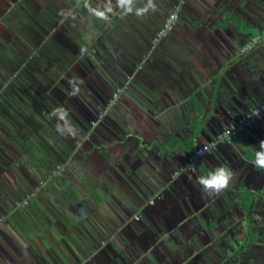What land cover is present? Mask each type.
I'll return each mask as SVG.
<instances>
[{"label":"crops","instance_id":"1","mask_svg":"<svg viewBox=\"0 0 264 264\" xmlns=\"http://www.w3.org/2000/svg\"><path fill=\"white\" fill-rule=\"evenodd\" d=\"M154 2L156 11L141 17L135 9L147 0H134L127 15L111 0L107 20L89 7L85 16L75 10L82 18L76 19L79 30L86 29L89 11V72L97 77L89 75V82L122 91L112 106L106 97L91 116L88 110L68 114L76 136L61 135L53 117L54 141H44L54 143L47 148L51 165L45 168L60 163L67 172L25 207L10 205L12 193L2 191L0 264H81L97 246L94 233L114 230L117 264H264V170L251 162L264 140V115L231 141L217 143L194 171L181 170L195 147L264 102V35L251 50H241L264 29V0ZM108 5L109 0H89L93 9ZM175 9L173 30L154 43L153 35ZM68 31L82 48V35ZM16 76L13 88L20 87L22 76ZM17 112L15 118L31 128L48 122L39 125L33 115ZM219 166L232 169L233 181L218 195H204L196 178ZM99 168L100 182L94 174ZM72 180L82 189L81 199L71 195ZM32 189L25 184L17 194L24 198ZM99 198L110 213L98 209ZM146 199L144 222L139 212ZM128 208L136 219L122 218ZM90 214L99 223L90 224Z\"/></svg>","mask_w":264,"mask_h":264},{"label":"rangeland","instance_id":"2","mask_svg":"<svg viewBox=\"0 0 264 264\" xmlns=\"http://www.w3.org/2000/svg\"><path fill=\"white\" fill-rule=\"evenodd\" d=\"M84 2H86V0L75 1L76 5L78 4L77 6L78 8L81 7L80 3L84 5L85 4ZM87 4L89 5V3ZM97 7L98 9H100V6ZM86 18L88 20V25L86 29L79 30V28H75V27L78 22V21L76 22V19L82 20L80 14L78 12H75V9L72 11L65 10V12H62L59 4L56 3L54 0L53 1L0 0V75L1 74H2L1 76L4 75V72L1 70L3 68V63L4 62L11 63V61H15L17 57L20 58V63L17 64L22 66L23 64L31 65L32 68H34V66L36 67L43 66L46 72L45 74L56 75V80H58L59 78L61 80H64L65 77H67V79L71 78L72 76L69 77L70 73H72L71 69L73 70L75 69L77 62L78 64H80L86 61L89 68L90 62H89L88 51H81L80 49L79 50L76 49L74 53H72L68 51L67 46H65L66 42L68 41H65V45H64V43L62 42L59 43L55 39V36H53L54 34L59 32L60 36L63 37L64 39L72 38L68 30L74 29L77 30L79 36L82 35L81 39L84 42V44H87V46H89V11ZM21 24H23L24 26L28 25L30 28H32V30L31 29L28 30V28L25 27L28 30L26 31L23 27H21ZM64 50L66 51V54L63 53L65 52ZM53 55L54 58H59L58 55H61L60 56L61 60L60 59L58 60V63H56L57 66L55 65L54 67L55 69L52 68L51 65L54 63L53 60L50 59L49 57ZM34 58H37L38 61L37 62L36 60L34 61L33 60ZM65 59L66 60L68 59V62H66ZM65 64H67L69 68H65L64 66ZM57 69L59 70V72L55 74ZM27 70L28 67H25V72L23 70L24 76L25 75L27 76V80L26 78L24 79L23 77L17 79L19 81L18 84L20 85V87L13 88L11 86L9 87L8 84H6L1 90V86H3L4 83H2L0 86L1 93L2 91L8 89L13 94H15V92L19 93L18 95H16L18 98H20L19 96L20 94L23 95V93H25L23 91H25L26 89V93L29 97L26 95L25 97L33 100V101H29L26 99L29 104V107L25 106L27 113L29 109H31L30 111L31 115L28 114L26 117H30L33 115V117H35L37 122H39L38 123L39 125L43 124V122H45L44 120L48 121L44 127L40 126L39 128L38 127L31 128L32 123L29 125L27 123V120L25 119L21 120V118H15L14 113H16L17 109H15V111H12L13 113L10 111V109L8 108V104H9L8 98H5L6 100L0 98V198H2L3 196L2 191L9 189L13 197L16 200H18V198L23 196L22 194H17L18 188L19 187L21 188V186L27 184L28 183L27 179L29 182H33L34 179L36 180L37 178L38 179L37 185H35V187L24 197L26 199V202L28 199L33 200L31 197L33 193L34 195L36 194L40 195L41 193H43V191L46 188H48L49 181L50 182L53 181L56 184L57 182L56 180H58V178L63 176L61 171L62 169H65L64 165L62 166L58 165L57 167L54 166L49 169H46L45 164H48L46 160L49 157H51L50 152L47 151V148L52 147L53 146L52 144H54L52 143V141L54 140L51 139V134L53 135V130L55 129L54 126L51 125L53 123L51 120H53L54 116H52L51 113L53 109H55L56 107H63V105H66V102L68 101L67 99L68 97L67 98L63 97L65 94L63 96H60V101H58L57 97L53 99V95H52L53 90L56 89L55 87L58 86H56L55 83L53 82L51 85H48V87H45L46 85L45 83L42 82L41 78L39 76L35 77V75L37 76V73L34 74V72L31 69H30V73H28ZM88 73L89 70L86 74V76L89 77ZM16 75L17 72H14L11 76L14 78L17 77ZM4 76L7 79V76L6 75ZM9 79H11V77ZM21 79H24L25 83L28 84L25 86V83ZM71 80L75 82L74 87H78L80 81L83 80V84L86 86L89 92H87L86 94H82V96L78 93L76 95L77 97L73 98V100L78 101L83 106L84 104H86L85 107L89 106V113H90L89 116L93 115L95 113V110L101 106L102 100L101 99L94 101L92 100L90 88L88 86L89 79H85L84 77L78 82L73 80V78ZM30 81H32L33 84ZM64 82L66 83V81ZM45 90L47 91L45 92ZM72 91L73 88L71 87L69 93ZM62 92L65 91L63 90ZM52 99L54 101H57L58 106L55 105L56 107H54L53 105L54 101ZM109 99L110 96L108 100ZM103 106H105V104ZM19 109L21 110V108L18 107V110ZM7 110L10 111L13 114V116L10 115L11 113L10 114L6 113ZM71 112L73 113V111ZM100 113L101 111H99L97 114ZM78 114L80 115V113ZM7 116L9 119L6 118ZM76 116L78 117V115ZM8 122H12L13 126H15L13 128L14 130L12 129L13 131L8 127L7 125ZM90 124L93 125L91 121ZM47 136L50 137V139L52 140L51 141L52 144L50 145L44 142L46 141ZM56 140L60 141L59 138H56L55 141ZM43 143L45 145L46 150L42 149ZM98 170L100 172H95L94 174L98 176L96 178H98L100 182L101 180L100 178L102 177V174L100 168ZM40 178H42L43 180L39 181ZM84 183L83 182L81 183L82 187H85ZM70 185H72L73 187L71 193L72 197L75 198L78 197L76 198L77 200L81 199L83 193H82V189L79 187L80 185L74 182L73 180L71 181ZM41 189H43V191H41ZM20 200L22 199H19V201ZM99 200L102 202V204L99 201L97 205H99L98 209L101 211L105 209L107 206L104 205L106 201L102 200L101 198H99ZM26 202L20 206H23L25 204L28 205L29 202L27 203ZM72 202L74 205L77 204L74 200H72ZM96 202L97 200H93V199L89 201V203H92L94 205H96ZM108 203L112 204L113 202L111 201ZM147 203H148V199L145 200V204H143L139 212L141 219H143L144 222L146 221L144 220L145 219L144 212L150 206V205H146ZM1 204L2 203L0 200V205ZM119 205H122V203H120ZM130 208H128L124 216L121 215L123 219L125 217L130 218L131 216H133V218L136 219V216L133 215L132 211H129ZM47 211L49 210L47 209ZM81 211L82 209H80V212ZM100 211L97 212V210H95V212L99 213L98 217H102ZM106 212L110 213V211L108 210H106ZM45 220L47 219L44 217L43 221ZM65 220L71 221L68 219ZM76 220L78 221L77 223L80 224L85 223L83 222L84 221L83 219H79V220L76 219ZM96 221L97 219H95L94 216L90 214L89 223L94 225L95 223H99ZM86 224L81 225V227H85L84 225ZM83 229L85 228H82V230ZM94 234L95 237H99L97 240V246H94L93 247L94 249L89 248V254L87 256L89 257V260L86 262L84 261L81 264H88V262L89 264H117L116 251H117V245L119 243V241H117L119 239L117 235V231L116 230L110 232L99 231V232H95ZM104 235H107V238L109 239L104 238L103 237ZM113 248L115 249V251Z\"/></svg>","mask_w":264,"mask_h":264},{"label":"flooded vegetation","instance_id":"3","mask_svg":"<svg viewBox=\"0 0 264 264\" xmlns=\"http://www.w3.org/2000/svg\"><path fill=\"white\" fill-rule=\"evenodd\" d=\"M51 1H53V0H51ZM56 3H58L59 4V6H60V8H61V11L62 12H65V10H67L68 11V9H66V8H63V0H54ZM66 2L68 1V2H70L71 0H65ZM74 2L76 1V0H73ZM86 2L87 3H89V0H86ZM86 2H84V3H86ZM76 6H78V4L76 5ZM80 6H82V3H80ZM84 6H85V4H84ZM21 27H23L26 31H28L29 29H31L32 30V28H30L28 25L27 26H24L23 24H21ZM28 28V30L26 29V28ZM59 34V35H58ZM70 34V33H69ZM53 36H55V39L59 42V43H64V45H65V41H68V42H66V45L65 46H67V50L68 51H70V52H72V53H74V51L76 50V49H80L81 51H88L89 52V49L88 48H80V47H78L77 46V44H76V42H75V40H74V36L73 35H71V37L72 38H68V39H64L63 37H61L60 36V33L59 32H57L56 34H54ZM154 36V35H153ZM152 41H153V38H152ZM38 42H39V39H38ZM85 45H87V44H85ZM65 51V50H64ZM63 53H65L66 54V51L65 52H63ZM64 54V55H65ZM59 56V58H54V55L53 56H49L50 57V59H52L53 60V63L54 64H52L51 66H52V68H54L55 67V65L57 66V64L56 63H58V60L60 59L61 60V58H60V56L61 55H58ZM55 57H57V56H55ZM34 61L36 60V62L38 61L37 60V58H34L33 59ZM55 60V61H54ZM16 61V62H15ZM15 61H11V63H3V68L1 69L3 72H4V75H6L7 76V79L5 78V76L3 75V76H1V78H0V86H1V84L2 83H4V85L3 86H1V90H2V88L6 85V84H8V86L10 87L11 86V83L12 82H14L13 80H14V78L11 76L14 72H17V74H19V76H22L21 74L23 73V70H24V72H25V67H28V70H27V72L28 73H30V69L34 72V74L35 73H37V76L35 75V77H40L41 78V80H42V82L43 83H45V85H51L53 82L55 83V85L56 86H58V87H55L56 89H54L53 90V99L55 98V97H59L60 98V96H63L64 94V96L63 97H68L67 99H68V101L66 102V105H63L64 106V108L66 109V111H67V113L68 114H71V115H73L74 114V110H76L78 113L80 112V113H83L84 111H85V109L86 110H88L89 111V109L87 108V107H85L86 105L84 104V106L83 105H81V103H79L78 101H74L73 100V98H76L77 96L76 95H71L70 93H69V91H70V88L72 87H74V84H75V82L72 84V85H70L69 84V81L73 78V80H75L76 82H78V81H80L82 78H84L85 77V79H89V77L88 76H86V74H87V72H88V70H89V68H88V65H87V62L86 61H84L83 63H80V64H78V62L76 63V66H75V69L73 70V69H71V72L72 73H70V75H69V77L70 76H72L71 78H68L67 79V77H65V79L64 80H61L60 78L58 79V80H56V75H54V74H50V75H48V74H45L46 72H45V69H44V67L43 66H39V67H36V66H34V68H32L31 67V65H27V64H23V66L22 65H19V64H17V63H20V58L19 57H17V59H15ZM65 61L66 62H68V59L66 60L65 59ZM19 65V66H18ZM54 65V66H53ZM90 67V66H89ZM55 69V68H54ZM54 72V71H53ZM59 72V70L57 69V71L55 72V74H57ZM45 74V75H44ZM89 75H91V77H96L95 76V74H93V72L92 71H90L89 73H88ZM24 75V74H23ZM8 76H9V78L11 77V79H9L8 78ZM46 76V77H45ZM68 76V75H67ZM23 77V76H22ZM25 78H26V75L24 76ZM23 77V78H24ZM24 78V79H25ZM97 78V77H96ZM9 79V80H8ZM77 79H79V80H77ZM6 80H8V81H6ZM26 80H27V78H26ZM35 80H36V78H35ZM56 80V81H55ZM64 81H66V83L64 82ZM83 81V80H82ZM42 82H40V83H42ZM60 83V84H59ZM59 84V85H58ZM89 84H90V86H89V88H90V92H91V98H92V100L94 101V100H102L101 102H102V104H101V106L100 107H102L103 106V104L105 103V101H106V97L108 98L109 96H111L112 95V92H111V88H108L107 87V85H103V86H101L100 84H101V82H99V81H92V82H89ZM92 84V85H91ZM54 85V86H55ZM69 86V87H68ZM78 87L80 88V92H79V94L82 96V94H86L87 92H89V90L86 88V86L83 84V83H80V86L78 85ZM1 90H0V98H3L4 100H6L5 98H8L9 99V104H11L15 109H17L18 110V107L19 108H21V110L19 109L18 111L21 113V114H25V115H28L29 113H30V111H31V109H29V111H28V113H27V111H26V109H25V106H28L29 107V104H28V101L27 100H29V101H33L32 99H30V98H26L25 97V95L26 96H28L27 95V93H26V91H23V92H25V93H23V95H19L20 96V98H18L16 95H18L19 93H17V92H15V94H13V93H11L8 89H6L5 91H2V93H1ZM65 91V92H62V91ZM110 92H111V94H110ZM67 93H69V94H67ZM47 96V95H46ZM29 97V96H28ZM40 97H42V96H40ZM83 97H84V95H83ZM13 98V101H11V99ZM27 99V100H26ZM52 99V100H53ZM51 100V101H52ZM54 101V100H53ZM55 102V101H54ZM54 102H53V105H54ZM7 104H8V101H7ZM9 104H8V108L10 109V106H9ZM90 104V103H89ZM91 105V104H90ZM55 106V105H54ZM99 108V107H98ZM8 111V110H7ZM71 111H73V113L71 112ZM8 112H10V111H8ZM19 112H17L18 114H20ZM83 115H85V114H83ZM88 115H90V113H86V116H88ZM81 126L83 127V128H85L86 126H84V123H81ZM5 169H7V168H5ZM27 187H31V188H34L35 187V185H37V183H38V180H35L34 179V181L33 182H29L28 181V179H27ZM35 183V184H34ZM41 191H43V189H41ZM24 194V193H23ZM25 195V194H24ZM23 195V196H24ZM37 196H39V195H35L32 199H34L35 197H37ZM18 200H19V198H18ZM18 200H16L15 198H12V203H11V201H10V205H12V204H16V203H18L19 201ZM31 200L30 199H28L27 200V202H30ZM26 202V203H27ZM9 205V206H10ZM26 206V204L25 205H23V206H20V205H18L17 207H25Z\"/></svg>","mask_w":264,"mask_h":264},{"label":"clouds","instance_id":"4","mask_svg":"<svg viewBox=\"0 0 264 264\" xmlns=\"http://www.w3.org/2000/svg\"><path fill=\"white\" fill-rule=\"evenodd\" d=\"M134 0H116V4L120 9L123 10V14L127 15L128 13L133 12ZM86 7H89V11L98 19L107 20L108 13L112 12L111 0H109V5L105 7L104 10H98L91 8L87 2L85 3ZM151 9L153 12L156 11V4L154 0H147V3L143 7H139L135 9V14L137 17L144 16ZM74 82L72 80L69 81V84L72 85ZM83 83V81H80ZM80 92L79 87H73V91L70 93L71 95H77ZM52 116L58 118V122L56 124V129L61 135H77V129L73 124H71L68 119V113L63 107H57L53 109ZM257 115H259L257 113ZM59 121H63V124L59 123ZM213 145H209L208 143H204V146L200 149L199 155H204L207 152H210ZM253 166L258 170H264V140L259 142L258 148L254 151V158L251 161ZM234 179V173L231 168L227 166H219L209 171L206 175H200L196 178V184L200 186V190L204 195L212 196L218 195L224 190H226L230 183Z\"/></svg>","mask_w":264,"mask_h":264},{"label":"built area","instance_id":"5","mask_svg":"<svg viewBox=\"0 0 264 264\" xmlns=\"http://www.w3.org/2000/svg\"><path fill=\"white\" fill-rule=\"evenodd\" d=\"M178 13L179 10L175 9L174 11H171L167 14L165 17L161 27L156 31V33L153 36V42L157 43L161 39L165 38L173 29L175 22L178 19ZM264 35V29L257 35L252 36L251 39L246 41L241 50H251L253 47L258 45L261 42V38ZM122 91V88L117 87L111 95V102L114 103L120 95ZM257 113L259 115H257ZM264 115V102L254 106L252 109L247 111L245 114L240 116L235 121L231 122L229 125H227L220 133L217 134L215 139L206 142L209 145H215L219 142H228L231 141L239 132L243 131L250 125H252L257 119H259L261 116ZM204 146V143L195 147L186 157V161L184 164L183 169L185 171H194L196 168L197 163L204 155H199L200 149ZM212 147L211 149H213ZM208 153V152H207ZM176 174V173H175ZM34 196V193L31 195V197ZM26 200H24L22 203H25Z\"/></svg>","mask_w":264,"mask_h":264},{"label":"trees","instance_id":"6","mask_svg":"<svg viewBox=\"0 0 264 264\" xmlns=\"http://www.w3.org/2000/svg\"><path fill=\"white\" fill-rule=\"evenodd\" d=\"M74 3H75V2H74L73 0H71L70 2H68V1L66 2L65 0H63V4H64L63 7L66 8V9H68V10H70V11H72V10H74V9H75V10H78L83 16H85V15H86V12H87V10H88V8H87L86 6H84V5H82L80 8H78V7L76 6V3H75V4H74ZM85 47L88 48V46L84 44V46H83L82 48L84 49ZM88 49H89V48H88ZM64 66H65V68H69V66H68L67 64H65ZM59 84H60V83H59ZM59 84H58V85H59ZM118 99H119V97H118ZM118 99H117V100H118ZM110 100H111V99H110ZM117 100H116V101H117ZM116 101H114V103H115ZM114 103L111 102V105L114 104ZM58 165L62 166L63 164L58 163V164H56L55 166L57 167ZM56 167H55V168H56ZM61 172H62V174L66 173V172H67V169H62ZM34 196H35V195H34ZM34 196H33V197H34ZM33 197H32V198H33ZM19 199H22V200H20V201L18 200L19 202L16 203L14 206L22 205V204H23L22 202H23L24 200H26V199L23 198V197H22V198L20 197ZM103 237H104V238H107V235H104ZM107 239H109V238H107Z\"/></svg>","mask_w":264,"mask_h":264},{"label":"water","instance_id":"7","mask_svg":"<svg viewBox=\"0 0 264 264\" xmlns=\"http://www.w3.org/2000/svg\"><path fill=\"white\" fill-rule=\"evenodd\" d=\"M110 99H111V96H110ZM110 99H109V100L107 101V103H106L107 106H110V105H111V100H110Z\"/></svg>","mask_w":264,"mask_h":264}]
</instances>
